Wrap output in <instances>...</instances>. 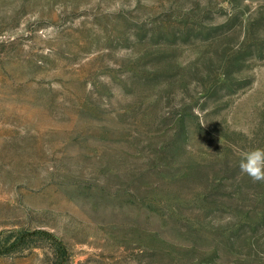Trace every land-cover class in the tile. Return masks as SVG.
I'll return each mask as SVG.
<instances>
[{"label": "rangeland", "instance_id": "1", "mask_svg": "<svg viewBox=\"0 0 264 264\" xmlns=\"http://www.w3.org/2000/svg\"><path fill=\"white\" fill-rule=\"evenodd\" d=\"M264 0H0V264H264Z\"/></svg>", "mask_w": 264, "mask_h": 264}, {"label": "clouds", "instance_id": "2", "mask_svg": "<svg viewBox=\"0 0 264 264\" xmlns=\"http://www.w3.org/2000/svg\"><path fill=\"white\" fill-rule=\"evenodd\" d=\"M239 167L253 182H264V148L242 153Z\"/></svg>", "mask_w": 264, "mask_h": 264}]
</instances>
